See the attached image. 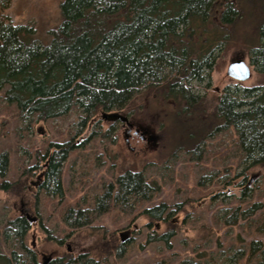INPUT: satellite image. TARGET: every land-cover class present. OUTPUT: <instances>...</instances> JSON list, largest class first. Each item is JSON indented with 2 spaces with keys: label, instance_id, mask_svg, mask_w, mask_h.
Instances as JSON below:
<instances>
[{
  "label": "rangeland",
  "instance_id": "374dc122",
  "mask_svg": "<svg viewBox=\"0 0 264 264\" xmlns=\"http://www.w3.org/2000/svg\"><path fill=\"white\" fill-rule=\"evenodd\" d=\"M62 2L11 0L6 14L13 25L32 28L33 39L46 46L50 32L61 24ZM236 32L247 30L241 26ZM237 43L234 37L222 47L205 80L192 83V92L201 100L200 111L192 116L184 117L170 99L148 91L135 95L117 112L125 117L124 123L96 116L83 127V115L74 110L29 124L0 91V153L8 156L7 174L0 178V228L17 216L27 220L21 209L36 216L24 242L35 250L38 264L47 257L79 252H88L102 264H225L236 251L247 256L251 241L264 244V235L256 229L264 209L250 218H238L235 224L226 223L236 209L264 205V174L253 169L244 180V157L236 133L232 128L214 132L210 123L224 90L232 94L261 80L244 46ZM239 58L251 69L245 82L226 75L229 63ZM138 126L152 129L155 141L148 144L134 135ZM188 135H195L193 143ZM56 145L71 148L61 169V200L49 196L44 181L36 179ZM126 171L141 172L147 182L159 186L158 192L148 201L137 202L130 212L112 208L89 227L70 233L62 222L64 211L93 208L95 198ZM252 177L255 180L248 185ZM243 193L249 194L243 198ZM160 204L167 208L160 220L143 213ZM120 236L126 238L124 243ZM161 236L167 239L160 240Z\"/></svg>",
  "mask_w": 264,
  "mask_h": 264
},
{
  "label": "trees",
  "instance_id": "16d2710c",
  "mask_svg": "<svg viewBox=\"0 0 264 264\" xmlns=\"http://www.w3.org/2000/svg\"><path fill=\"white\" fill-rule=\"evenodd\" d=\"M10 2L0 0V91L29 124L75 110L83 115L85 127L96 116L102 120L103 114L117 113L135 95L148 91L170 99L184 117L192 116L201 106L192 83L205 80L217 52L235 37L261 80L232 94L224 90L210 123L214 132L232 128L236 133L244 157V180L253 169L264 174V0H63L61 24L50 32L46 46L33 39L32 28L11 23L6 14ZM241 26L246 33L236 32ZM188 137L193 143L195 135ZM56 147L42 187L61 200V168L71 148ZM7 169L8 156L0 153V178ZM158 190L141 172L126 171L95 198L93 208H68L62 222L73 233L112 208L132 211L137 202L152 199ZM166 209L160 204L143 213L160 220ZM263 209L262 203L236 209L226 223L235 224L238 218H250ZM29 227L21 216L7 219L0 228V264H38L35 250L24 242ZM256 229L264 235V219ZM247 251V256L236 251L225 264H264L261 241H251ZM49 264L102 262L79 252L65 253Z\"/></svg>",
  "mask_w": 264,
  "mask_h": 264
},
{
  "label": "water",
  "instance_id": "95a60500",
  "mask_svg": "<svg viewBox=\"0 0 264 264\" xmlns=\"http://www.w3.org/2000/svg\"><path fill=\"white\" fill-rule=\"evenodd\" d=\"M226 75L237 82H245L249 80L251 77V69L250 66L243 59L239 58L229 63L226 70ZM102 119L108 122L111 121L112 123H114L117 120L121 121L122 123L126 122L125 117L120 116L117 113L103 114ZM254 180L255 177H252L251 180H249L248 185L252 183ZM24 211H25L24 209L20 210L22 214H25L29 225L37 221V218L35 216L30 217L29 214L25 213ZM123 236H120L121 243H124L126 240V238H124ZM67 251H69V248H67ZM49 261H50V257L44 258L43 264H47Z\"/></svg>",
  "mask_w": 264,
  "mask_h": 264
},
{
  "label": "flooded vegetation",
  "instance_id": "af4514ba",
  "mask_svg": "<svg viewBox=\"0 0 264 264\" xmlns=\"http://www.w3.org/2000/svg\"><path fill=\"white\" fill-rule=\"evenodd\" d=\"M133 134L134 135H140V138L143 141H146L148 144H151V142L155 141V139H156V135H154V132L152 131V129L147 128V127L144 128V127L138 126V128H135L133 130ZM127 135H129V130H127ZM66 148H69V147H66ZM55 152H56V150H55ZM69 152H70V150L67 151V157H68ZM51 157L52 156L49 157V159L47 160V163L43 167V171L36 178L37 180H39V182L40 181H44V184H46V182H47L46 173H47V170H48V167H49V162H50ZM67 157H66V159H67ZM60 180H61V175H60ZM38 185H40V184H38ZM25 211H29V210L27 209ZM37 220H38V218H37Z\"/></svg>",
  "mask_w": 264,
  "mask_h": 264
}]
</instances>
